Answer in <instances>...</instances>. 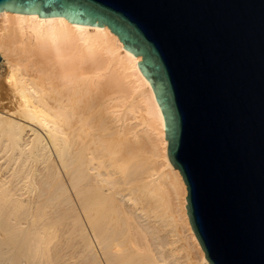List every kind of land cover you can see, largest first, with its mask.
I'll use <instances>...</instances> for the list:
<instances>
[{
    "label": "bare ground",
    "instance_id": "1",
    "mask_svg": "<svg viewBox=\"0 0 264 264\" xmlns=\"http://www.w3.org/2000/svg\"><path fill=\"white\" fill-rule=\"evenodd\" d=\"M124 46L106 24L0 11V264H58L68 235L87 264H211L142 56Z\"/></svg>",
    "mask_w": 264,
    "mask_h": 264
},
{
    "label": "water",
    "instance_id": "2",
    "mask_svg": "<svg viewBox=\"0 0 264 264\" xmlns=\"http://www.w3.org/2000/svg\"><path fill=\"white\" fill-rule=\"evenodd\" d=\"M2 10L106 24L141 55L206 259L264 264V0H0Z\"/></svg>",
    "mask_w": 264,
    "mask_h": 264
},
{
    "label": "rangeland",
    "instance_id": "3",
    "mask_svg": "<svg viewBox=\"0 0 264 264\" xmlns=\"http://www.w3.org/2000/svg\"><path fill=\"white\" fill-rule=\"evenodd\" d=\"M5 66L6 65L0 66V71L4 70ZM162 194H163L162 211L164 213H167V214H165V218L168 220V222H169V220L171 222L170 226H168L171 229V236L172 237L177 236V239L178 238L180 239L178 244H181V245L185 244L186 246H189V241L183 237L186 234L187 230H186L185 225L184 226L182 225L184 223H183V221H181L182 219L179 215L180 211L178 209L179 208L178 201L176 199L175 194L173 193V190L172 189H166L163 191ZM174 208H175V211H174ZM171 212H174V213H171ZM177 216H179V218ZM170 217H171V219H170ZM172 217H174V218H172ZM178 219H180V220H178ZM172 228H175V229H172ZM172 230L174 233L172 232ZM66 237H68V239ZM60 246H61L60 247L61 251H60L59 256H58L59 257L58 258V260H59L58 264H87V263H89L88 259H84V257L80 256L78 253L80 248H81V243L78 242V239L76 240L74 237H72L70 235L65 236L62 238ZM188 250L191 252L190 256H192V260L198 261L200 258L199 253L195 249H191L190 247H188ZM74 254H76V255H74Z\"/></svg>",
    "mask_w": 264,
    "mask_h": 264
}]
</instances>
